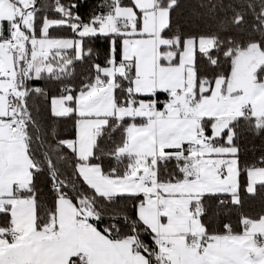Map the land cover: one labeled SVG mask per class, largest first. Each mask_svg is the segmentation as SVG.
<instances>
[{
	"label": "snow or ice",
	"instance_id": "6c2138e0",
	"mask_svg": "<svg viewBox=\"0 0 264 264\" xmlns=\"http://www.w3.org/2000/svg\"><path fill=\"white\" fill-rule=\"evenodd\" d=\"M82 6L0 0V264H264V0Z\"/></svg>",
	"mask_w": 264,
	"mask_h": 264
},
{
	"label": "trees",
	"instance_id": "16d2710c",
	"mask_svg": "<svg viewBox=\"0 0 264 264\" xmlns=\"http://www.w3.org/2000/svg\"><path fill=\"white\" fill-rule=\"evenodd\" d=\"M97 2V0H81L82 14H86V12ZM200 2V0H179L180 7L175 10L173 13L174 18H179L181 23L184 25L186 30L189 31H198L204 30L206 25L209 23V18L206 14H204V10L197 9V11L201 12L202 15L197 17L193 15V8ZM95 47L99 50V61L103 63L104 61V54L108 48V44L103 39L98 40L95 42ZM79 68V66H78ZM41 86H45V81L38 82ZM66 127H71V122H67ZM119 137V133H116L115 138ZM241 145V160L242 163H251L259 159V157L264 154V137L256 136L250 133L245 132L241 140L239 141ZM47 180L44 176H41L40 181L38 183V187L42 196V200L47 206V201L49 199V192L47 187ZM261 208V201L260 198L257 197L255 199H249L246 201L244 206V211L248 212L249 214H255L260 211ZM211 215V213L209 214ZM232 223L234 225H238V216L233 214L230 217ZM224 222H227L225 220ZM216 224L219 221L215 222ZM147 240L148 238L145 237Z\"/></svg>",
	"mask_w": 264,
	"mask_h": 264
},
{
	"label": "built area",
	"instance_id": "2783aa9c",
	"mask_svg": "<svg viewBox=\"0 0 264 264\" xmlns=\"http://www.w3.org/2000/svg\"><path fill=\"white\" fill-rule=\"evenodd\" d=\"M160 99H164V97H163V96H161V97H160Z\"/></svg>",
	"mask_w": 264,
	"mask_h": 264
}]
</instances>
